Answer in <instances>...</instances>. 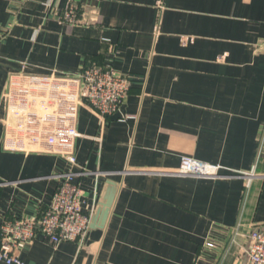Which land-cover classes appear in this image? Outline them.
Instances as JSON below:
<instances>
[{
  "label": "crops",
  "instance_id": "1",
  "mask_svg": "<svg viewBox=\"0 0 264 264\" xmlns=\"http://www.w3.org/2000/svg\"><path fill=\"white\" fill-rule=\"evenodd\" d=\"M70 5L96 23L63 24ZM89 66L130 87L104 121L79 108L75 165L5 150L10 76ZM182 158L220 176H178ZM69 174L90 218L117 184L106 226L81 243L38 236L23 264H246L235 233L264 228V0H0V225L37 218Z\"/></svg>",
  "mask_w": 264,
  "mask_h": 264
},
{
  "label": "built area",
  "instance_id": "2",
  "mask_svg": "<svg viewBox=\"0 0 264 264\" xmlns=\"http://www.w3.org/2000/svg\"><path fill=\"white\" fill-rule=\"evenodd\" d=\"M63 24L91 26L94 13L70 5L60 17ZM130 82L111 69L82 68L74 76L12 75L3 94V147L29 154L60 156L75 165L74 144L78 110L85 105L101 121L116 116L127 97ZM178 176L219 177V168L182 158ZM67 179L56 189L46 209L35 219L0 225V264H23L15 255L38 236L53 246L81 243L89 231L90 216L82 211V192ZM77 175H82L78 173ZM235 236L243 239L246 264H264V228ZM211 248L212 244H207Z\"/></svg>",
  "mask_w": 264,
  "mask_h": 264
},
{
  "label": "water",
  "instance_id": "3",
  "mask_svg": "<svg viewBox=\"0 0 264 264\" xmlns=\"http://www.w3.org/2000/svg\"><path fill=\"white\" fill-rule=\"evenodd\" d=\"M118 191V186L112 181H107L103 187L99 197L97 206L90 218V230H102L106 226L115 197Z\"/></svg>",
  "mask_w": 264,
  "mask_h": 264
}]
</instances>
